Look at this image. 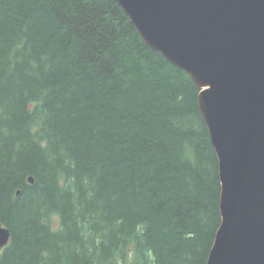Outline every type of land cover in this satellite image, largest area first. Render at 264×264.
I'll return each instance as SVG.
<instances>
[{"label": "trees", "instance_id": "trees-1", "mask_svg": "<svg viewBox=\"0 0 264 264\" xmlns=\"http://www.w3.org/2000/svg\"><path fill=\"white\" fill-rule=\"evenodd\" d=\"M199 92L115 0H0V264H206Z\"/></svg>", "mask_w": 264, "mask_h": 264}, {"label": "water", "instance_id": "water-1", "mask_svg": "<svg viewBox=\"0 0 264 264\" xmlns=\"http://www.w3.org/2000/svg\"><path fill=\"white\" fill-rule=\"evenodd\" d=\"M115 1L200 90L221 190L206 264H264V0ZM9 238L1 229L0 250Z\"/></svg>", "mask_w": 264, "mask_h": 264}, {"label": "bare ground", "instance_id": "bare-ground-1", "mask_svg": "<svg viewBox=\"0 0 264 264\" xmlns=\"http://www.w3.org/2000/svg\"><path fill=\"white\" fill-rule=\"evenodd\" d=\"M198 108H199V105H198ZM1 229H6V228H5V227H0V230H1ZM6 230H7V229H6ZM9 239H10V238H9Z\"/></svg>", "mask_w": 264, "mask_h": 264}]
</instances>
